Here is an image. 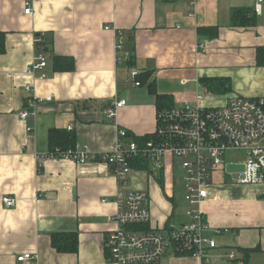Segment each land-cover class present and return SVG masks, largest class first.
I'll use <instances>...</instances> for the list:
<instances>
[{
	"label": "crops",
	"instance_id": "1",
	"mask_svg": "<svg viewBox=\"0 0 264 264\" xmlns=\"http://www.w3.org/2000/svg\"><path fill=\"white\" fill-rule=\"evenodd\" d=\"M254 1L31 0L26 14L24 0H0V32L5 33L0 54V264H112L103 243L116 210L117 180L105 163L46 156L48 130H72L76 146L91 153L114 149L120 128L134 136L151 134L155 94L149 82L133 85L131 68L149 74L155 92L168 96L171 104L194 101L198 91L213 106L233 95L264 96V67L256 64V49L264 46V0L259 14L253 13ZM238 8H249L255 24L232 26L231 11ZM208 26H217L215 36L199 33L198 28ZM118 32L124 38L120 62ZM36 34L48 46L43 79L27 72ZM51 53L72 57L74 69L52 71ZM202 79L223 82L228 90L213 92ZM31 93L51 99L38 102L33 114L21 120L18 112ZM119 97L126 104L108 118L106 109ZM176 162L166 157L157 175L145 168L132 173L131 185L148 194L151 227L185 218L184 213L175 217L172 202ZM4 196L14 198L15 205L5 207ZM200 207L210 226L222 230L214 235L216 248L207 264H233L224 257L229 249L245 264H264V185L230 182L222 169L216 170ZM71 231L77 233L78 251H55L50 234ZM26 252L35 259L17 261ZM161 264L202 263L166 254Z\"/></svg>",
	"mask_w": 264,
	"mask_h": 264
},
{
	"label": "built area",
	"instance_id": "2",
	"mask_svg": "<svg viewBox=\"0 0 264 264\" xmlns=\"http://www.w3.org/2000/svg\"><path fill=\"white\" fill-rule=\"evenodd\" d=\"M261 1H254V14L261 12ZM24 6V13H30L31 0H24ZM33 40L35 54L27 72L43 79L48 55L42 47V36L34 35ZM123 47L124 38L118 32L115 40L118 62L122 61ZM139 74L136 68L129 70L134 86L142 84ZM24 90L32 92L33 88L25 85ZM206 98L204 91H198L194 101L158 107L155 129L142 143L129 138L128 132L120 128L112 150L91 153L85 147L75 146L59 154L47 152L48 157H65L77 164L105 163L116 178V210L109 216L110 228L103 243L106 258L112 264H161L166 254L190 256L207 264L211 251L216 248L214 235H219L222 230L210 226L200 205L207 197L211 174L219 169L226 172L227 154L245 153L244 160L236 161L243 166L239 176L234 178L226 172L230 182L264 185V96L233 95L224 104L216 106L206 104ZM50 99L49 96L37 98L31 93L25 98V107L18 112V117L26 120L38 102ZM125 104L124 98L114 99L106 109V116L113 118L116 110ZM168 156L171 162L177 161L176 167L182 172L185 218L182 222L168 221L155 228L150 225L147 192L131 185L132 173L136 170L131 162L142 159L148 164L144 171L157 175ZM1 201L7 208L15 205V199L10 196L2 197ZM224 257L233 264H245L233 249L227 250ZM16 259L31 261L35 255L26 252Z\"/></svg>",
	"mask_w": 264,
	"mask_h": 264
},
{
	"label": "trees",
	"instance_id": "3",
	"mask_svg": "<svg viewBox=\"0 0 264 264\" xmlns=\"http://www.w3.org/2000/svg\"><path fill=\"white\" fill-rule=\"evenodd\" d=\"M231 25L232 26H252L255 24V18L253 13L249 8H238L233 9L231 11ZM217 26H208V27H200L198 28L199 33L208 34L209 36H215L217 34ZM38 35V34H36ZM42 47L44 51H48V46L45 45V42H42ZM5 51V33L0 32V54ZM51 60V69L52 71H71L74 69V59L69 56H61L57 54H49ZM256 64L258 66L264 67V46H259L256 49ZM149 74L142 73L139 74L138 79L141 83L149 82L148 88L149 90L155 94L156 103L158 107L162 105L167 106L171 104V100L168 96L158 95L155 92L153 87V81L149 80ZM202 82L208 86V88L215 92H226L228 90V86H225L222 83L218 82V84L206 83L205 79H202ZM129 134V133H128ZM149 134H144L143 136H134L129 134V138L137 141L139 143L144 142L148 138ZM76 146V136L72 130H68L66 128H51L48 130V153L59 154L65 152L69 149H72ZM131 165L134 168L142 169L148 168V164L144 162L142 159H136L131 162ZM157 181L161 183V178L156 176ZM50 243L51 246L55 249V251L59 253H76L78 251V236L74 231L71 232H56L50 234ZM184 256V255H182Z\"/></svg>",
	"mask_w": 264,
	"mask_h": 264
},
{
	"label": "rangeland",
	"instance_id": "4",
	"mask_svg": "<svg viewBox=\"0 0 264 264\" xmlns=\"http://www.w3.org/2000/svg\"><path fill=\"white\" fill-rule=\"evenodd\" d=\"M264 143V142H263ZM245 158L244 152H237V153H229L226 155V166L225 171L230 173L231 177L237 178L239 176V172L242 170L243 166L240 163H236V161H242ZM232 162V163H231ZM225 172V175L228 174ZM174 181H173V199L172 202L175 208V217L181 218L182 213L185 212L186 203L184 200V186L182 183V172L178 169L174 172ZM142 177V174L141 176ZM150 181V180H149ZM151 182V181H150ZM257 187H261L257 185ZM153 190V184L150 183L149 192ZM181 220V219H180ZM179 221V220H177Z\"/></svg>",
	"mask_w": 264,
	"mask_h": 264
}]
</instances>
